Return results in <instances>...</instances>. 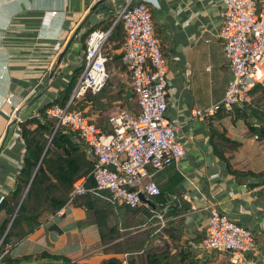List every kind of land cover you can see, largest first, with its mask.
<instances>
[{
	"label": "crops",
	"instance_id": "0c3cea01",
	"mask_svg": "<svg viewBox=\"0 0 264 264\" xmlns=\"http://www.w3.org/2000/svg\"><path fill=\"white\" fill-rule=\"evenodd\" d=\"M98 1L0 0V203L13 192L15 178L23 166L24 143L18 124L36 117L40 108L59 98L83 65L84 32L109 20L113 23L115 11L126 0H108L111 9L107 15L98 19L94 13L90 14L75 35L84 16ZM144 1L151 11L154 31L167 62L166 117L180 125L177 138L189 146L180 162L153 177L169 208L179 210L169 219L182 225L186 239H201L208 217L206 208L215 207L252 231L264 259V198L259 195L264 185H258L264 178L237 180L215 157L210 146L207 117L217 112L211 113L222 101L230 80L223 45L217 36L224 2ZM258 3L263 5L264 0ZM63 52L49 85L52 68ZM109 65L114 72L111 60L108 71ZM119 76L124 81L127 98L131 99L133 93L127 74ZM46 87L45 93L28 106ZM193 110L210 113L204 121H199L192 117ZM214 127L225 130L228 138L239 143L232 154L236 168L255 173L264 169V139L250 135L242 118L224 116ZM112 207L113 210L107 209L106 223L110 227L118 215L116 206ZM61 209L63 215L48 216L10 251L9 257L45 252L81 264H101L122 257L104 252L107 246L101 244L96 224L86 222L84 208L67 203Z\"/></svg>",
	"mask_w": 264,
	"mask_h": 264
},
{
	"label": "built area",
	"instance_id": "2783aa9c",
	"mask_svg": "<svg viewBox=\"0 0 264 264\" xmlns=\"http://www.w3.org/2000/svg\"><path fill=\"white\" fill-rule=\"evenodd\" d=\"M223 2L217 36L223 45L230 80L222 101L211 113L219 109L231 112L234 107L249 103L251 89L264 84V3L259 6L258 0ZM117 22H122L124 28V45L120 52L129 72L130 88L139 113L113 112L108 117L111 130L105 133L92 118L70 111L69 106L88 93L95 95L105 87L109 79L110 53L105 52L104 46ZM83 58L82 72L66 105H54L46 111L56 121V128L69 127L77 133L94 160L93 187L87 186L86 177L76 180L68 204L77 196L92 193L112 206L129 209L146 206L141 202L140 194L149 201L159 196L160 189L153 177L180 162L189 146L177 138L180 125L166 117L167 62L145 1L126 0L115 11L109 28L91 30L85 40ZM209 113L193 110L191 115L204 121ZM206 210L204 235L198 242L189 243L192 253L201 259L217 252L224 255L229 264H263L264 259L251 230L215 207ZM63 211L61 209L55 215L59 217ZM156 218L159 224L156 233H159L167 220L161 215ZM1 243L2 240L0 247ZM9 253L7 248L0 251V264Z\"/></svg>",
	"mask_w": 264,
	"mask_h": 264
},
{
	"label": "trees",
	"instance_id": "16d2710c",
	"mask_svg": "<svg viewBox=\"0 0 264 264\" xmlns=\"http://www.w3.org/2000/svg\"><path fill=\"white\" fill-rule=\"evenodd\" d=\"M111 23L109 20L101 27L93 25L86 30L82 36L83 50L91 30L107 29ZM124 35L122 22H117L104 46L105 52L113 53L110 60L114 69V72L108 71L109 79L105 87L95 95L88 93L83 99L69 106L70 111L79 112L85 117L95 116L93 122L105 133L111 130L108 124L109 116L106 113L118 110H124L132 115L139 113L135 98H127L124 81L119 76L125 72L130 81L129 72L122 61L123 53L119 52L124 45ZM155 36L157 37L156 33ZM82 69L83 65L76 71L58 99L40 108L36 117L18 124L24 143V159L22 169L15 178L13 192L0 203V241L2 240L0 251L6 248L11 251L27 235L34 232L48 216L64 207L68 203L72 185L76 180L86 177L87 186L93 187L91 172L94 160L83 140L69 127L56 128V121L46 113L47 109L54 105L60 107L66 105ZM249 95L252 98L249 103L236 106L231 112L219 109L215 115L207 117L212 152L237 180L243 177L264 178V169L255 173L236 168L232 163L234 157L232 154L239 143L228 138L225 130H217L214 123L224 116H230L232 119L242 118L250 135L256 139H264V84L252 88ZM246 110L256 119L257 127L251 122ZM258 185H264V181ZM159 189V196L150 198V202L156 207L155 210L146 206L136 209L116 206L118 215L111 227L106 223L107 209L113 210L111 204L92 193L74 198L72 203L86 210V222L96 224L98 227L101 244L107 246L104 252L122 256L108 259L101 264H229L227 260L219 261L217 252L201 259L191 252L189 243L198 242L200 239H186L183 236L182 225L169 219L178 214L177 208H169L162 212L168 206V202L161 188ZM259 195L264 198V188ZM158 215L167 222L165 227L156 233V228L146 226L158 222L156 218ZM126 254L127 257L124 258ZM1 264L81 263L43 252L14 259L7 255Z\"/></svg>",
	"mask_w": 264,
	"mask_h": 264
},
{
	"label": "water",
	"instance_id": "95a60500",
	"mask_svg": "<svg viewBox=\"0 0 264 264\" xmlns=\"http://www.w3.org/2000/svg\"><path fill=\"white\" fill-rule=\"evenodd\" d=\"M111 9V4H110V2H108V0H99L97 3H96V5H94V6H92L91 8H90V10H89V12L84 16V18H83V20H82V22L80 23V25L78 26V28L75 30V35H77V33L79 32V30H80V28L85 24V23H87V20H88V18H89V16H90V14H92V13H94L96 16H97V18L98 19H102V17L104 16V15H107V13H108V11ZM64 53L65 52H63V53H61L60 55H59V57H58V59L55 61V64H54V66H53V68H52V71H51V73H50V80H49V85L51 84V82L53 81V77H54V75H55V71L58 69V67L60 66V63H61V61H62V58L64 57ZM47 88L48 87H46L45 89H44V91H42L41 93H39L38 95H36L34 98H33V100L28 104V106H31V105H33L44 93H45V91L47 90ZM246 112L248 113V116L251 118V122L254 124V126L255 127H257L258 125L256 124V119L255 118H253L252 117V113L251 112H249L248 110H246ZM15 123V121H13L12 123H11V125L12 124H14ZM10 125V126H11ZM10 126H9V128H10ZM9 128L7 129V131H6V134H5V137H6V135H7V133H8V130H9ZM4 137V138H5ZM4 141V140H3ZM2 145H3V143H2ZM140 200H141V202L143 203V204H145L146 206H148L149 208H151V209H153V210H155L156 209V207L144 196V195H142V194H140ZM169 208V206L167 207V209ZM166 209V210H167Z\"/></svg>",
	"mask_w": 264,
	"mask_h": 264
},
{
	"label": "rangeland",
	"instance_id": "374dc122",
	"mask_svg": "<svg viewBox=\"0 0 264 264\" xmlns=\"http://www.w3.org/2000/svg\"><path fill=\"white\" fill-rule=\"evenodd\" d=\"M109 69L111 71L110 65H109ZM127 81H128V84H129L130 81L129 80H127ZM130 90H131V88H130ZM134 98H135L134 95H132L131 99H134ZM112 113H113V111H110V112H108L106 114L109 116ZM144 226H146V225H144ZM146 227H148V228H156V230H157L159 228V224H158V222H153L152 224L147 225ZM217 257H218L219 261H221V262L226 261V258L224 257V255L218 254Z\"/></svg>",
	"mask_w": 264,
	"mask_h": 264
}]
</instances>
